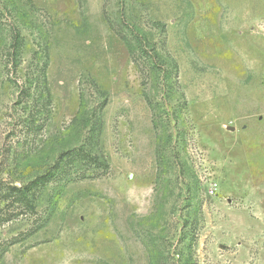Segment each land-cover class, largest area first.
Listing matches in <instances>:
<instances>
[{
	"label": "rangeland",
	"instance_id": "1",
	"mask_svg": "<svg viewBox=\"0 0 264 264\" xmlns=\"http://www.w3.org/2000/svg\"><path fill=\"white\" fill-rule=\"evenodd\" d=\"M0 264H264V0H0Z\"/></svg>",
	"mask_w": 264,
	"mask_h": 264
},
{
	"label": "trees",
	"instance_id": "2",
	"mask_svg": "<svg viewBox=\"0 0 264 264\" xmlns=\"http://www.w3.org/2000/svg\"><path fill=\"white\" fill-rule=\"evenodd\" d=\"M18 37H20L18 35V31H13L12 32V36H11V48L12 49H18L19 48V45L17 44L18 42ZM43 179V178H41ZM37 186V185H36ZM30 187V188H24V187H21L20 190L18 189L17 190V193L19 194V196H21V198L19 197V199L17 200V204H21L23 203L26 199H27V194L30 193V192H35V189H37V187ZM34 188V189H33ZM194 234V231L193 233ZM193 236V235H192ZM194 238V237H193Z\"/></svg>",
	"mask_w": 264,
	"mask_h": 264
}]
</instances>
